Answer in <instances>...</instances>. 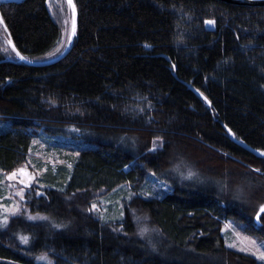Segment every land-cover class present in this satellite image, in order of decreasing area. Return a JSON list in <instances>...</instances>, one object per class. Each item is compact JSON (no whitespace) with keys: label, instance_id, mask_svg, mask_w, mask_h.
<instances>
[{"label":"trees","instance_id":"1","mask_svg":"<svg viewBox=\"0 0 264 264\" xmlns=\"http://www.w3.org/2000/svg\"><path fill=\"white\" fill-rule=\"evenodd\" d=\"M50 1L0 0V169L24 163L38 135L77 155L33 201L51 223H28L26 246L18 221L0 229V264L39 253L55 264H264L221 233L233 219L264 237V6L73 0L68 54L17 62L10 40L32 60L64 49L58 3L68 6L52 0V14ZM149 173L170 190L126 202L120 230L87 211L95 192L144 190Z\"/></svg>","mask_w":264,"mask_h":264},{"label":"rangeland","instance_id":"2","mask_svg":"<svg viewBox=\"0 0 264 264\" xmlns=\"http://www.w3.org/2000/svg\"><path fill=\"white\" fill-rule=\"evenodd\" d=\"M58 5L62 12H60L59 19L64 24L67 44L71 30V11L65 4L62 6L58 3ZM51 6L52 0L49 7L54 14ZM0 31L5 38L1 27ZM2 123L0 122V128ZM61 145L62 142L53 137L38 135L32 139L24 163L19 164L13 171L0 169V229L7 228L8 224L13 221H18L17 227L20 233H16L14 237L21 246H26L30 242V236L22 232L23 228H27L28 223H32L33 227L36 225L35 231H38L42 223H51V221H46V216L38 211L33 201L47 195L46 190L50 188L48 187L50 185L46 183V173L51 171L54 174L59 167H72L71 158L77 153ZM142 185H146L144 190L142 188L132 189L128 184H122L109 192L104 190L95 192L87 211L95 218L110 222L111 226L116 228L115 230H120L119 226L116 227V224L112 223L121 220L126 202L138 196L160 198L170 190L167 183L157 179L152 173L147 175ZM221 233L226 247L264 262V258L261 257V253H264V237L247 233L243 225L233 219L222 222ZM21 237H26V242ZM34 260L35 264H55L54 259L46 253L35 255Z\"/></svg>","mask_w":264,"mask_h":264},{"label":"water","instance_id":"3","mask_svg":"<svg viewBox=\"0 0 264 264\" xmlns=\"http://www.w3.org/2000/svg\"><path fill=\"white\" fill-rule=\"evenodd\" d=\"M2 1L20 2L23 0H2ZM217 1L228 3V4H233V5H240V6H264V0H217ZM66 3H67V5L71 11V30H70L68 42H67L66 46L64 47V49L58 55L51 57V58H48V59H44V60L28 59V58H26L20 54V56L24 57V59H21L20 56L17 55V52H18L17 49L15 48L14 44L10 40L9 46L17 55V62H23L27 65L36 66V67L47 66V65L53 64V63L61 60L62 58H64L68 54V52L71 49L72 42H73V39L75 36V32H73V21L75 22V31H76L77 10H76L74 1L72 0V5L75 8V15L73 16V8L68 4L67 0H66ZM189 89L192 90L201 99H203L206 102V104H209L208 99L205 97V95L202 92H200L198 89H196L195 87H192V86H189ZM246 148L251 150L252 152H256V151H254L248 147H246Z\"/></svg>","mask_w":264,"mask_h":264},{"label":"snow or ice","instance_id":"4","mask_svg":"<svg viewBox=\"0 0 264 264\" xmlns=\"http://www.w3.org/2000/svg\"><path fill=\"white\" fill-rule=\"evenodd\" d=\"M67 2H68V4L73 8V16H74V15H75V8H74V6L72 5V0H67ZM207 23H212V21H208ZM73 32H75V22H74V21H73ZM146 47H147V45H146ZM57 51H59V49H57ZM17 55L20 56V53L17 52ZM20 58H21V59H24L23 56H20ZM21 171H23V170H21ZM13 175H15V173H13ZM261 211L264 212V207H262ZM258 218H259V214H258ZM21 239H22L23 241H25V242H26V240H27L26 237H21ZM261 257L264 258V253H261ZM41 259H44V257H41Z\"/></svg>","mask_w":264,"mask_h":264}]
</instances>
